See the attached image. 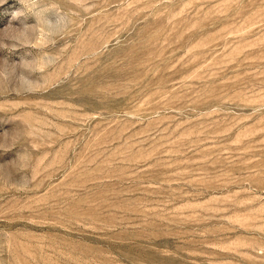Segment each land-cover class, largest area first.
I'll list each match as a JSON object with an SVG mask.
<instances>
[{"label":"rangeland","instance_id":"374dc122","mask_svg":"<svg viewBox=\"0 0 264 264\" xmlns=\"http://www.w3.org/2000/svg\"><path fill=\"white\" fill-rule=\"evenodd\" d=\"M9 25L38 84L0 82V264H264V0H0Z\"/></svg>","mask_w":264,"mask_h":264},{"label":"clouds","instance_id":"9594fccd","mask_svg":"<svg viewBox=\"0 0 264 264\" xmlns=\"http://www.w3.org/2000/svg\"><path fill=\"white\" fill-rule=\"evenodd\" d=\"M21 3L24 4L25 0H21ZM17 16L18 13L13 14V18H16ZM69 23L70 21L67 18H58L56 30L58 32L64 31ZM32 27L33 26L23 25L22 27L17 28L9 25L3 31H0V49L12 48V50H15L18 46L24 45L25 41L29 37V30ZM8 28L15 29V32L11 36L5 35L6 30ZM54 59V57L45 53L44 56L40 59L39 63L42 64L45 68H47L52 63H54ZM31 63H33V61L22 60L19 64H10L5 61V64H7L8 67H5V64H0V82L8 81L14 84V87L18 92H31L38 84L36 80L32 79V76L35 73V69L22 67L25 64ZM13 65H15L16 67H12Z\"/></svg>","mask_w":264,"mask_h":264}]
</instances>
